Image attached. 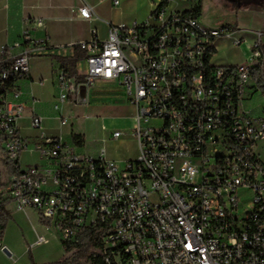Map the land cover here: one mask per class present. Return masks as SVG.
Masks as SVG:
<instances>
[{"label":"built area","instance_id":"1","mask_svg":"<svg viewBox=\"0 0 264 264\" xmlns=\"http://www.w3.org/2000/svg\"><path fill=\"white\" fill-rule=\"evenodd\" d=\"M175 1L142 23L109 24L105 40L93 32L80 42L81 82L63 67L55 72L61 126L68 123L62 106L96 83L119 89L135 109L130 134L138 155L124 163L106 159L103 149L94 158L60 135L47 137L32 107L29 127L39 135L21 134L26 107L15 85L46 48L32 37L43 21L25 19L20 38L1 49L0 87L14 81L0 93L1 146L15 171L0 203L31 209L60 242L99 227L104 264H264V108L256 116L245 107L256 94L264 101L262 34L255 33L246 61L214 66L218 38L236 48L243 39L171 8ZM93 14L86 3L78 9L83 19ZM26 152L41 163L21 165Z\"/></svg>","mask_w":264,"mask_h":264},{"label":"crops","instance_id":"2","mask_svg":"<svg viewBox=\"0 0 264 264\" xmlns=\"http://www.w3.org/2000/svg\"><path fill=\"white\" fill-rule=\"evenodd\" d=\"M231 2V1H229ZM86 3L93 10L90 19H83L78 15V9ZM160 0H120L118 6H113L111 0H0V58L3 56V46L16 42L22 33L25 19L34 18L43 21V28L32 32L35 39H44L46 48L31 58L29 62V74L26 78L16 82L15 89L19 92L18 101L26 110L18 121L21 134L32 141L36 140L39 132L29 127L30 108L32 107L42 118V131L47 137L62 136L66 143L78 146L86 154L96 158L99 152L90 145L94 142L92 138L84 135L82 130L78 132H64L57 119L58 113L53 110L58 89L55 84V72L62 67L58 57L72 58L81 55L83 51L77 46L80 42L92 39V33H96L98 40H105L108 25L124 24L126 26L146 21L153 11L158 7ZM228 1L222 3L227 7ZM235 10V21L231 26H226L237 32L244 43L239 48L232 46L231 41L226 38H218L215 41V54L212 57L214 66H234L246 61L249 57L250 46L257 39L255 33L262 34L261 45L264 51V0H253V2L241 6L233 5ZM199 20V18H198ZM200 22V20H199ZM232 51H236L232 55ZM84 56L77 61L75 73L70 77H81L79 66L86 71ZM264 76V67H263ZM103 84L104 88H110L120 93L108 83ZM94 87L85 90V97L81 100L80 95L77 101L73 98L67 103L74 106L87 108L89 113L86 118L98 119L99 110L110 106L111 93L108 91H96ZM121 94V93H120ZM64 104L61 115L67 118ZM68 120V118H67ZM129 123L122 124L124 133L117 140H111L116 145L128 144L124 154L115 158L106 155L108 160L124 163L134 160L138 155V144L130 131L135 125V113L124 118ZM49 122H55L56 127L50 126ZM72 128V124L69 126ZM116 129V128H115ZM30 131L33 135H24L23 131ZM114 132V131H112ZM73 134L83 137L82 144H76ZM98 140H95L97 142ZM1 150L3 148L0 144ZM4 152V151H3ZM23 166L40 164L37 154L23 153L20 157ZM9 176V175H8ZM6 176V177H8ZM5 210L9 214L5 228L0 237V249L5 247L10 256L7 257L0 251V264H48L64 258L65 252L54 229L43 225L39 216L31 209H19L14 203H6ZM38 238H41L38 243Z\"/></svg>","mask_w":264,"mask_h":264},{"label":"rangeland","instance_id":"3","mask_svg":"<svg viewBox=\"0 0 264 264\" xmlns=\"http://www.w3.org/2000/svg\"><path fill=\"white\" fill-rule=\"evenodd\" d=\"M228 1V6H222V3ZM231 1V2H229ZM253 0H202L201 12L199 16L200 23L206 27H221L231 26L235 21V10L233 5L241 6L249 4ZM197 0H176L171 4V8H184L191 9L196 6ZM232 55L236 54V51L230 52ZM79 73L84 74L85 70L83 66H79ZM105 86L100 83H96L94 90L96 91H108L111 93L110 106L99 110L98 119L86 118L89 113V106L83 108L81 106H74L73 103H67L65 106V114L68 118V125L72 124V128L69 126L64 128V132H78L82 130L85 137L92 138L94 142L90 145L92 149H96L98 152L102 149L105 150L106 155L111 157H121L124 154L125 148L128 144L116 145L113 141H110V134L112 131H122L119 128L125 123L124 118H128L135 113V109L128 103L124 95L116 92L110 88H104ZM246 109L251 111L253 115H259L262 108H264V101L256 94L253 99L248 101L245 105ZM124 122V123H123ZM129 123L126 121L125 124ZM52 127H56L55 122L48 123ZM116 128V129H115ZM24 135H33L30 131H23ZM95 140H98L95 142ZM1 165V164H0ZM23 165V163H22ZM3 180H6V174L3 167L0 166ZM93 252L101 255V249H93Z\"/></svg>","mask_w":264,"mask_h":264},{"label":"trees","instance_id":"4","mask_svg":"<svg viewBox=\"0 0 264 264\" xmlns=\"http://www.w3.org/2000/svg\"><path fill=\"white\" fill-rule=\"evenodd\" d=\"M201 2L202 0H197L196 6L191 9L185 11V14L198 19L201 12ZM166 5V0H160L158 5L159 9H162ZM84 52L81 55H76L72 58H62L58 57L59 61L61 62L62 67L71 76L75 73V65L77 61H79L82 56H84ZM0 59H3L1 57ZM1 67V66H0ZM77 82H81L82 78L77 77ZM14 81L9 80L7 81L2 87H0V93H6L10 88L13 87ZM72 139L76 144L83 143V137L79 134H73ZM2 139L0 137V144ZM0 166L3 167L4 173L6 176L11 175L14 170V164L10 161L6 156L5 153L1 150L0 147ZM5 181L2 177V172L0 169V189L4 186ZM1 199V198H0ZM9 214L5 210V208L0 203V237L2 232L5 228L7 221L9 220ZM40 222L43 225H47V221L39 218ZM99 227H85L82 229L80 234L75 238L74 241L70 242H61L62 247L65 252V257L48 264H104V260L102 255L99 253L93 252V249H101V233L99 232ZM31 264H36L31 260Z\"/></svg>","mask_w":264,"mask_h":264},{"label":"water","instance_id":"5","mask_svg":"<svg viewBox=\"0 0 264 264\" xmlns=\"http://www.w3.org/2000/svg\"><path fill=\"white\" fill-rule=\"evenodd\" d=\"M85 90H86V89H85L84 87H81V88H80L79 95H80V99H81V100L85 97ZM0 251H1L4 255H6L7 257L10 256L9 251H8L5 247H2V248L0 249Z\"/></svg>","mask_w":264,"mask_h":264}]
</instances>
